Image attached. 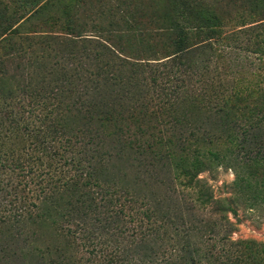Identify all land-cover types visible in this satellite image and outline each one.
<instances>
[{"label": "trees", "instance_id": "trees-1", "mask_svg": "<svg viewBox=\"0 0 264 264\" xmlns=\"http://www.w3.org/2000/svg\"><path fill=\"white\" fill-rule=\"evenodd\" d=\"M19 1H0V264H264L230 219L264 211V0ZM220 168L229 198L201 177Z\"/></svg>", "mask_w": 264, "mask_h": 264}, {"label": "rangeland", "instance_id": "rangeland-1", "mask_svg": "<svg viewBox=\"0 0 264 264\" xmlns=\"http://www.w3.org/2000/svg\"><path fill=\"white\" fill-rule=\"evenodd\" d=\"M2 5L13 3L15 1V6H20L21 1L19 0H0ZM25 1V0H23ZM90 1V0H84ZM72 4L75 8L74 11H79L82 0H72ZM166 0H142V8L149 14H168L170 12L168 3ZM168 6V9L166 10ZM9 68L12 72H18V74L23 75V72L29 70L31 67L26 68V64H20V66L11 65ZM31 71V70H29ZM37 77V75H36ZM201 177L206 178L210 185L212 186L214 195L216 198H229L231 196L230 185L235 179L232 171L226 170L225 168H220L214 174L207 173L203 174ZM231 221L236 225L235 232L232 233V238L234 240H255L260 243H264V211L250 210L248 208H237L235 213L230 214Z\"/></svg>", "mask_w": 264, "mask_h": 264}]
</instances>
